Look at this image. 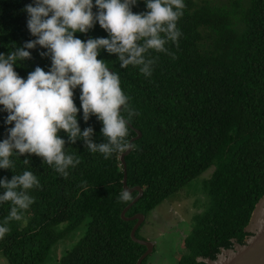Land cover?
<instances>
[{
    "label": "trees",
    "instance_id": "16d2710c",
    "mask_svg": "<svg viewBox=\"0 0 264 264\" xmlns=\"http://www.w3.org/2000/svg\"><path fill=\"white\" fill-rule=\"evenodd\" d=\"M240 2L225 9L210 0H184L186 7L177 21L182 33L178 46L169 41L165 47L171 54L152 49L145 54L155 60L149 77L140 72L142 66L121 68L116 53L101 49L97 57L119 75L130 108L139 113L132 116L126 139L135 135L133 129L140 137L131 142L136 147L124 161L126 185L140 186L142 194L124 216L141 213L145 218L167 196L212 167L203 181L207 202L183 237V254L175 264H205L196 258L213 259L220 247H231L232 240L242 243L253 206L264 193V0ZM34 3L0 0V53L7 55L36 39L24 10ZM93 4L96 13L95 0ZM132 11H148L146 0H137ZM86 35L109 36L98 22ZM75 36L85 38L84 33ZM29 51L31 59L14 65L24 79L36 66L45 71L51 67L50 55H40L46 49L37 45ZM73 92L81 131L91 126L93 142H106L102 121L95 115L87 122L83 119L80 87ZM7 115L0 105V142L14 126L5 122ZM121 115L127 120L123 106ZM58 135L66 141L65 154H75L81 161L66 169L67 178L35 154L14 153L10 157L14 169L0 168V179L10 180L27 170L42 185L28 190L35 201L24 219L9 221L10 232L0 239V254L7 264H40L64 233L87 218L83 235L56 264H134L145 247L129 237L134 220L120 217L130 201L120 199V153L105 159L98 151L90 152L83 139L71 144L63 130ZM26 157L29 165L24 164ZM5 191L0 187V195ZM130 195L133 198L136 191ZM11 207V202L0 203V226ZM61 222H66L64 229L55 232L52 227Z\"/></svg>",
    "mask_w": 264,
    "mask_h": 264
},
{
    "label": "clouds",
    "instance_id": "9594fccd",
    "mask_svg": "<svg viewBox=\"0 0 264 264\" xmlns=\"http://www.w3.org/2000/svg\"><path fill=\"white\" fill-rule=\"evenodd\" d=\"M136 4L137 0H95L96 13L93 0H35L34 4L25 5L27 26L36 39L26 41L7 55L0 53V105L8 112L5 122H14L0 142V168L14 169V161L10 159L14 153L18 157L35 154L67 178L66 169L81 161L75 154H65L66 141L58 135L60 130L68 134L71 144L83 139L90 152L98 151L105 159L115 152L135 149L126 138L132 116L139 113L130 108L119 75L109 71L104 60L97 57L101 49L116 53L121 68L130 64L142 66L140 72L145 77L151 76L155 60L145 54L150 55V49L169 53L165 47L169 41L178 46L182 33L177 21L186 7L184 0H146L148 11L134 13L132 6ZM96 22L108 32V38H88L85 42L75 36L77 32L87 33ZM37 45L47 50L40 55H50L51 67L45 71L36 66L24 79L14 65L31 59L29 49ZM77 86L81 89L84 121L92 115L102 121L101 134L107 138L106 142H93L91 126L81 131L77 120L80 109L73 99ZM122 106L127 120L121 115ZM23 161L30 164L27 157ZM0 187L6 189L0 195V203L12 204L0 226L3 239L10 232L9 221L24 219V212L34 203L35 198L28 190L42 185L32 171L26 170L10 180L0 179ZM120 199L131 200L130 190H124Z\"/></svg>",
    "mask_w": 264,
    "mask_h": 264
},
{
    "label": "rangeland",
    "instance_id": "374dc122",
    "mask_svg": "<svg viewBox=\"0 0 264 264\" xmlns=\"http://www.w3.org/2000/svg\"><path fill=\"white\" fill-rule=\"evenodd\" d=\"M240 1L210 0L211 4L224 6L225 9H229L231 3ZM240 3L236 9H240ZM211 171L212 167L186 182L178 191L167 196L145 216L144 222L137 231V236L152 242L153 248L146 256L144 264H175L183 254L182 239L189 233L194 216L204 209L207 202L203 181L210 176ZM87 220L84 218L79 225L64 233L51 246L48 255L40 264H56L58 257L70 249L83 235ZM65 225L66 222H61L54 225L52 229L59 232L64 229ZM0 264H7L1 254Z\"/></svg>",
    "mask_w": 264,
    "mask_h": 264
},
{
    "label": "water",
    "instance_id": "95a60500",
    "mask_svg": "<svg viewBox=\"0 0 264 264\" xmlns=\"http://www.w3.org/2000/svg\"><path fill=\"white\" fill-rule=\"evenodd\" d=\"M84 34V41L86 42L88 37L86 33ZM129 127L131 126L129 125ZM133 130L135 135L129 138L130 142L140 137V132L136 129ZM129 151L130 150L120 153L118 156V161L122 167L121 187L122 192L127 189L130 190V193L136 191V195L122 208L120 211V217L126 221L134 220V223L129 230V237L133 242L145 247L144 251L137 257L134 263L140 264L142 259H144L152 251L153 244L150 241L143 240L135 236L136 229L144 221V216L141 213H135L130 217L124 216L126 210L142 194L140 186L128 187L126 185L124 156ZM244 231L248 234L245 236L242 243H237L232 240L231 247H220L218 253L213 259L197 257L196 260L202 261L205 264H264V193L254 204L248 222L244 227Z\"/></svg>",
    "mask_w": 264,
    "mask_h": 264
}]
</instances>
